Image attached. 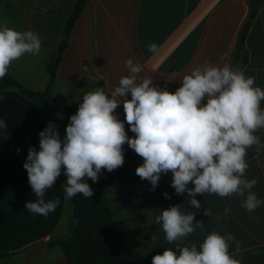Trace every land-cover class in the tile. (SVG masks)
Instances as JSON below:
<instances>
[{
  "label": "crops",
  "instance_id": "obj_1",
  "mask_svg": "<svg viewBox=\"0 0 264 264\" xmlns=\"http://www.w3.org/2000/svg\"><path fill=\"white\" fill-rule=\"evenodd\" d=\"M76 2L0 0V23L7 22L20 31L32 30L42 41L39 55L25 54L13 61L8 74L31 90L45 89L49 80L45 66L64 37L67 17ZM254 6L257 11L245 38L247 62L240 69L264 90V0H88L67 38L50 93L77 110L85 93L97 88L108 93L118 85L120 77L128 74L127 59L142 65L138 80L150 77L156 86L175 91L185 74L206 61L230 65L238 32ZM153 42L157 45L154 53L148 50ZM115 111L124 121L122 104ZM0 120L6 125L0 127V252L13 254L0 264H66L61 248L49 243L72 233L71 198H64V183L57 178L45 193L46 200L59 197L55 211L47 216L31 213L25 202L36 197L23 163L30 146L39 149L38 133L48 122H53L63 137L69 117L8 87L0 90ZM125 130L134 136L126 121ZM256 135L264 142V128ZM245 159L249 164L246 176L258 180L253 191L264 200V151L257 152L253 146ZM142 163L139 156L124 157L121 167L111 172L102 170L112 192L107 199L109 212L133 250L151 261L164 248L177 250V243L199 247L213 231L231 233L240 242L241 254L264 247V204L248 212L235 194L221 198L206 193L197 195L201 208L194 209L187 203V193L176 194L171 187V172L161 175L154 190L149 181L137 176L135 169ZM165 192L170 199H165ZM176 204L182 206L181 211H192L196 220L204 221V229L169 244L155 217L161 209ZM225 206L231 209L226 217ZM204 208L210 209L212 216L203 215ZM217 215L220 220L215 219ZM37 242L42 243L39 250H25ZM235 247L232 242L229 252Z\"/></svg>",
  "mask_w": 264,
  "mask_h": 264
},
{
  "label": "clouds",
  "instance_id": "obj_2",
  "mask_svg": "<svg viewBox=\"0 0 264 264\" xmlns=\"http://www.w3.org/2000/svg\"><path fill=\"white\" fill-rule=\"evenodd\" d=\"M41 43L32 30L20 31L7 22L0 23V80L13 61L25 54L39 55ZM148 50L156 52L157 45L149 43ZM125 68L128 74L108 93L97 88L82 96L63 137L51 121L38 133L39 149L30 146L23 163L36 197L25 202L26 209L40 216L55 211L59 197L46 200L45 193L62 170L67 177L66 200L76 195L91 198L93 190L85 177L97 182L102 170L121 167L125 144L143 160L135 169L137 176L149 181L154 190L161 175L171 172V187L176 194L187 193V203L194 209L201 208L197 195L206 193L221 198L235 194L248 212L264 204L253 191L258 180L246 176L247 150L255 146L257 152L264 151V142L256 135L264 128V90L256 86L254 77L228 64L206 61L185 74L180 86L170 92L156 86L150 77L138 80L142 71L139 61L127 59ZM121 104L124 121L115 111ZM125 121L134 136H128ZM5 126L0 120V127ZM163 195L171 198L167 192ZM181 208L172 205L155 217L169 244L204 229V221ZM230 211L225 206L224 216ZM203 215L210 217L212 212L204 208ZM232 242L235 251L229 252ZM176 249L164 248L152 256L151 264H241L235 258L242 252L240 242L227 232L213 231L199 247L177 243Z\"/></svg>",
  "mask_w": 264,
  "mask_h": 264
},
{
  "label": "trees",
  "instance_id": "obj_3",
  "mask_svg": "<svg viewBox=\"0 0 264 264\" xmlns=\"http://www.w3.org/2000/svg\"><path fill=\"white\" fill-rule=\"evenodd\" d=\"M86 1L88 0H77L67 17L64 37L45 66L49 76L45 89L39 91L31 90L7 73L0 80V90L13 87L21 95L35 101L41 106H54L67 117L75 114L76 110L74 108L55 99L51 95L50 88L55 79L62 51L67 45V38L74 21L77 19ZM256 11L257 6L250 8L238 32L230 63V66L234 68L240 69L247 62L245 38ZM123 148L124 157L138 156L127 144ZM101 176L104 177L103 172L99 174V177ZM58 179L63 183L66 182L67 177L63 173V170ZM91 189L93 190L91 198L86 199L83 195H76L71 198L74 217V227L71 235L66 238L57 239L49 243V246L61 248L66 259V264H151V261L147 257L129 247L122 237L109 212L104 189ZM260 250H264V247L254 252H244L235 258L240 260L241 264H264V253H259ZM11 255L13 254L9 252H0V260L6 259Z\"/></svg>",
  "mask_w": 264,
  "mask_h": 264
},
{
  "label": "rangeland",
  "instance_id": "obj_4",
  "mask_svg": "<svg viewBox=\"0 0 264 264\" xmlns=\"http://www.w3.org/2000/svg\"><path fill=\"white\" fill-rule=\"evenodd\" d=\"M85 181L88 183V185L91 188H103L104 189V191H105L104 195L106 197V203H107V199L112 197V192L109 188L108 182L104 179V177H102V176L99 177L97 182H93L90 178L85 177ZM116 219H118V218L116 217ZM119 227H120L121 231L124 230V227H122V224L120 222H119ZM259 253H264V250H260Z\"/></svg>",
  "mask_w": 264,
  "mask_h": 264
},
{
  "label": "water",
  "instance_id": "obj_5",
  "mask_svg": "<svg viewBox=\"0 0 264 264\" xmlns=\"http://www.w3.org/2000/svg\"><path fill=\"white\" fill-rule=\"evenodd\" d=\"M42 243L41 242H37L32 244L31 246L27 247L25 250L26 251H37L41 248Z\"/></svg>",
  "mask_w": 264,
  "mask_h": 264
}]
</instances>
